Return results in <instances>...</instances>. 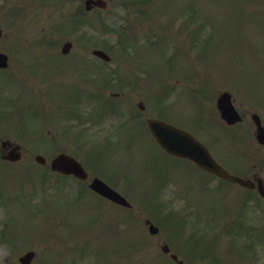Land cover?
<instances>
[{"label": "rangeland", "instance_id": "374dc122", "mask_svg": "<svg viewBox=\"0 0 264 264\" xmlns=\"http://www.w3.org/2000/svg\"><path fill=\"white\" fill-rule=\"evenodd\" d=\"M107 1L108 7L106 9L86 12L83 6L84 0H8V3L6 1L7 7L2 10V12H10L7 14L8 20H10L8 25H1L2 30L6 32V37L0 39L1 43L4 44V50L10 53L14 50V47H11L12 44L23 47L32 42L48 41L51 44L47 46L46 50L53 54L55 59L56 55L59 54L60 56L57 55L58 58L74 61L69 65H77L84 69L82 71L85 73L84 78L87 79L88 83L93 84L92 89L106 95H109L113 90L128 86L118 85L115 80H111V83L106 81L108 87L100 86L107 76L115 79L117 70L121 68L118 64V56L122 54L137 60L146 56L148 69L144 64L130 66V68H134V81L129 85L134 86L135 91L133 94H129L128 88L125 87L127 92L124 90L126 95L121 100L128 106H132L135 100L136 102L139 100L146 102L148 107L146 112L139 110L142 112L140 113L135 107L136 118L143 119V122L145 116L149 114L166 115V112L172 113V110L176 108L184 116V118L179 119L185 121L187 119L192 125L204 124L209 121L199 112L203 110L205 117H212L211 108L216 104L215 100L222 91L230 90L245 122L226 130L227 133L224 131L221 134L215 133V140L219 142H216L214 147L228 164L233 162L231 167L234 170H260L264 177V144L260 145L255 140L250 124L253 111L260 113L264 122L262 112L264 111V0ZM13 13L20 14L15 18ZM95 18L97 21L101 20L102 22L103 20L105 22L102 24L95 23L93 21ZM117 29H122L128 37H121L120 33L116 32ZM196 30L198 37L195 47L192 49V39H194ZM67 40H72L73 46L69 50L70 53L63 56L61 55V47ZM96 46L106 47V50L116 61L112 64H104L102 60L95 59L91 50ZM166 46L169 48L164 49ZM56 52L58 53L55 54ZM24 55L25 53L23 57H25ZM28 55L37 56L39 59L44 56L39 49L30 51ZM12 56L15 55L12 54ZM178 56L179 59H176ZM168 57L172 60H168ZM62 59H59L58 62L53 61V63L65 65V69L69 68L65 64L66 61ZM34 60L32 62H36L37 58ZM18 62L21 61L12 60V65L14 63V67L18 66ZM12 65L11 67H13ZM42 66L45 67V70L41 73L38 71V73L44 74V77L47 78L50 75L52 78L53 65L47 60H38L33 65L35 70ZM61 73L63 71L58 74ZM0 76L2 77L0 78V93L2 92L0 114L2 119L0 121L5 123L8 117L6 103L8 101L19 103L20 100L16 97L9 98L7 96L11 91H15L12 78L9 75L0 74ZM165 79H167L168 88L166 98L160 96L159 91L156 90L158 86L155 88V86L150 85L159 83V81L162 83ZM120 81L119 83H126V80L121 79ZM171 87L180 94L184 91L193 95L195 97L193 108L191 107L192 103L186 98L181 101L180 99L175 100L166 106L167 103L176 98V96L168 97L167 95L171 91ZM39 93L42 97H50V93L47 96L44 87L40 89ZM87 93L84 92L81 101L75 104L77 106L75 111L72 112L70 106L63 107L61 111L59 109L56 111L55 105L51 104L46 109L45 117L47 118L48 114L51 115L47 119L46 127L52 129L51 134L54 140L51 141V145L53 148L67 149L76 154L86 163L91 175H94L96 172L89 165L93 155L90 158V151L88 153L87 147L80 145L77 141L84 140L83 143L90 144L91 142H101L106 138L116 140L119 137L117 135L122 131L116 130V127L122 125L124 119L119 121L118 112L110 108L107 111L104 110L102 114L92 113L95 112L94 104L90 101V93ZM69 99V88L67 85H63L59 103L67 104ZM110 103L111 101H109ZM34 104L38 107L40 105L37 100H34ZM99 104L100 101L98 100L95 105ZM70 105L74 106L73 104ZM164 108L167 110L165 111ZM24 110V108H20V112H24ZM33 110L35 109L33 108ZM52 110L56 112L52 114ZM27 119L28 121L20 119V122L32 126L34 120L29 117ZM139 125L143 126L142 123ZM140 126H138L139 130L134 131V155L138 164L142 166L144 163V170L147 161L152 159L159 167L158 174L153 178L169 177L175 182L174 193L179 198L193 200L197 198L203 203L200 183L196 179V176L202 175L203 172L190 163L163 153L153 144L146 130ZM63 127L69 131L70 135L64 134ZM85 137L90 140L83 139ZM22 146L23 154L19 162H2L21 169H14L9 165L6 168H0V187L4 189H0L2 195H0V228L2 224L5 225L4 222L6 221L4 232L0 229V264H21L19 258L17 256L14 258L13 254L16 251L15 254H17L22 249V253L29 249L36 250V257L31 264H91L79 252L74 256L70 248L78 243V237L83 239L91 236L96 238L98 246L103 247L100 251L104 258L100 264H111L109 253L114 248L110 238L117 239V236L112 234L106 238L107 230L104 228L109 229V224L114 221H117L118 224L121 222L119 226L116 225V231L131 237L130 239L118 238L114 244L126 245L129 251H133V244L139 243L138 236L133 237V234L139 235V239L148 241L149 250L143 249L142 251L141 246V249L133 252L139 256L135 264H139L144 259L146 264H151L152 260H165L161 255V242L158 237H168L167 234L171 235L172 229L179 234L181 230L176 224L173 227V224L168 222L170 220H161L162 217L157 211V205L152 202L143 203L140 201L139 195L146 194L143 188H137L142 185L138 176L141 170L138 169L136 163L135 165L127 163L128 158L127 156L124 158L123 150L118 145L109 147L112 155L106 159L116 158L120 160V164L122 161L124 162V171L118 176L125 177L130 186H133L130 190L136 188L139 192L134 203L137 206L135 211H141V214L136 217L143 226L144 223L140 217L143 218L145 215L154 217L155 221L163 226L158 235H150L140 228L141 224L137 218L113 220L110 212L113 213L114 219L117 216L126 217L128 212L120 211L118 207H115V203L110 200L105 202L95 197L91 190L84 188L89 181L80 185L78 181L73 179H60L56 182L59 185L52 186L51 180L46 174L37 172L36 169L25 168L26 166L35 168L33 153L37 151L38 143L33 142ZM219 158L221 159V157ZM102 162L115 164L112 160H103ZM36 167L42 171L41 167ZM106 172L109 173L107 170ZM192 182H195L197 187L189 189L188 186L190 187ZM213 182L214 185L221 184V182ZM76 183L80 186L78 192L81 195L80 200L76 198L77 193L73 187ZM223 186H225L224 189H227V185L224 184ZM130 190H128L129 193ZM25 193H28V196L33 195L31 197L24 196ZM148 195L153 196L154 193H148ZM219 195L218 204L224 206L223 201H230L228 196L231 195V202L234 201L236 192L225 190L222 195L221 192ZM213 202L216 204L215 195ZM89 207H94L95 213L99 214L100 211L101 217L98 220H90L96 215L89 216L88 213L91 210ZM225 208H229L228 204ZM162 212L164 213V209ZM249 214L250 222L253 225V220L257 219L253 211H250ZM104 217L107 219L104 220ZM87 224L90 225V229L84 230L82 226ZM103 225L105 227L102 228ZM131 225L133 232L125 231ZM77 227H80L79 234L72 235ZM3 233L13 238L7 241L3 240ZM108 234H110L109 231ZM183 238L187 237L184 236ZM10 242L13 245L9 244ZM174 243L181 249L188 250L177 240ZM86 245V243L77 245L73 247V250H81ZM224 246L225 249L221 244L220 250L217 249L218 252L216 253L223 261L226 259L228 261L229 255H231L229 243L225 241ZM11 248H13L14 253L9 251ZM189 248L191 249L190 246ZM168 260L170 262L165 260L167 263L160 264H176L174 261Z\"/></svg>", "mask_w": 264, "mask_h": 264}, {"label": "water", "instance_id": "95a60500", "mask_svg": "<svg viewBox=\"0 0 264 264\" xmlns=\"http://www.w3.org/2000/svg\"><path fill=\"white\" fill-rule=\"evenodd\" d=\"M228 97V96H227ZM169 139V138H168ZM172 144V143H171ZM173 150H176L178 152H181L182 154H186V155H189L193 158H197L200 160V157L203 158V154H204V151L197 148V147H187L186 149L185 148H180L179 149H176V148H173ZM61 165H65V164H69V163H72V166H75V167H72V170H74L75 172L81 174V169L78 167V164L72 160V158H67V157H62L61 159L57 160ZM212 169L215 170L216 172H218L219 174L225 176V177H230V178H233V179H238L240 180L241 182L243 183H246V181H242L240 178H236L234 176H230L226 171L218 168L217 166H212ZM114 194V195H113ZM113 194L111 193H107V195H109L110 197H112L113 199H120L117 195L116 192H113Z\"/></svg>", "mask_w": 264, "mask_h": 264}]
</instances>
